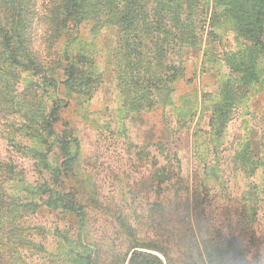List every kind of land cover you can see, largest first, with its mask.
Returning <instances> with one entry per match:
<instances>
[{
    "label": "trees",
    "instance_id": "16d2710c",
    "mask_svg": "<svg viewBox=\"0 0 264 264\" xmlns=\"http://www.w3.org/2000/svg\"><path fill=\"white\" fill-rule=\"evenodd\" d=\"M45 8L44 15L50 18L47 24L49 35L55 37L50 45L60 38L67 43L81 40L82 30L89 24L93 30L99 23L109 22L129 36L125 38V44L117 48L123 55L117 84L122 107L130 111H152L171 104L176 83L184 80V52L197 46L206 27L211 36H216L214 29L228 26L236 39L241 40V51L225 53L223 58L229 72L224 74L226 79L218 82L219 95L215 102L218 105H213L214 110L209 112L208 117L209 132L215 131L210 135H214L218 141L222 140V126L227 112H233L240 95L248 99L254 94L253 85L260 86L261 89L257 91L261 90L264 95V0H53ZM142 37L143 40H140ZM219 44H215L216 49ZM21 49L28 50L23 46ZM207 52L205 50L204 55H208ZM65 56L63 58L60 54L57 60L58 67L64 72L60 74L67 75L66 85L76 86L70 80H78L81 72L92 71L95 58L83 45L72 51L69 57L67 54ZM28 59L29 63L33 61ZM19 63L23 64L21 61ZM38 67H42V63ZM233 83L242 88L240 93H230ZM85 85L81 84V87ZM79 90L82 91L81 88ZM53 106L54 103L44 119L49 125L51 121L59 119L62 122L61 112L67 107L66 104L56 108ZM260 116L259 133L264 137V109ZM64 125L67 128H63V134L66 130H72L67 121ZM74 141L76 153L79 154V139ZM260 145L262 148L257 151L256 158L249 149L248 141L233 148L234 151L227 157L216 153L215 148L211 147L208 150L209 160L196 163V159H193L191 165L181 167L183 174L177 166L181 156L176 150L162 152L158 147L142 145L138 150L131 151L129 156L128 153L111 151L110 146H106V154L101 161L95 159L89 163L95 171L92 175L82 171V159L78 157L75 160L71 146H67L63 140L61 145L54 148L47 146L51 161L34 162L32 171L42 178L41 182H26L25 171L22 168L17 170L8 161L0 160V172L19 173L26 187L64 198L67 210L57 212L62 213L61 219L70 222L69 226L76 225L71 228L72 238L67 231L58 228L52 233L69 240L73 250L75 246L96 247L99 255L96 250L93 252L95 255L90 253L86 257L89 264H177V261L179 264H199L204 258L209 264H226L222 255L227 250L224 244L229 238L221 229L213 227V223L207 222L204 213L208 212L210 205L213 207L210 212L234 213L243 212L244 207L249 206L255 214L252 232L257 239L264 237V185L250 179L258 170L262 171L260 175L264 177V138ZM202 155L199 158H203ZM211 159L213 166L216 165L214 175L210 174L213 168L210 166ZM130 160L131 163H128ZM224 161L226 166L223 165ZM96 172H101L103 181L99 184L109 192H114L118 182H121L129 193L124 205L132 212H158L157 205L161 206L162 212H174L168 217L167 228L151 224L152 229L147 236L142 234L137 225L139 223H134L135 218L128 220V216L122 213L121 203L112 195L105 194L103 199L100 198ZM237 173L240 178L246 176L245 187L241 189L239 184L238 194L236 184H230L229 178ZM211 175L217 181L214 193H211L209 182ZM180 180L183 196L179 195L177 186ZM86 181H89V190L83 186ZM223 183H227L226 186ZM92 208L101 209L108 215L103 226V221L100 222L90 213ZM177 221L181 222L182 227ZM13 229L7 228L3 234L8 235H1L6 245ZM22 241L33 245L37 251L42 247L46 249L40 240L26 238ZM214 242L219 243L215 245ZM81 252L77 251L75 255L79 256ZM257 253L260 257L264 256L263 242L258 245ZM3 259L6 261V256L2 255L1 262Z\"/></svg>",
    "mask_w": 264,
    "mask_h": 264
},
{
    "label": "rangeland",
    "instance_id": "374dc122",
    "mask_svg": "<svg viewBox=\"0 0 264 264\" xmlns=\"http://www.w3.org/2000/svg\"><path fill=\"white\" fill-rule=\"evenodd\" d=\"M49 2L53 0H0V160L13 163L17 170L22 168L26 182L42 181L32 171L34 162L51 161L47 146L54 148L61 145L63 140L67 146H71L72 154L75 153L74 159H82V171L86 174H95L89 163L95 159L101 161V157L106 154V146H110L111 151L128 153L129 156L131 151L138 150L142 145L158 147L162 152L176 150L181 156L177 162L181 174L182 168L189 163L191 165L193 159H196V163L209 160L208 150L211 147L215 148L216 153L227 157L234 151L233 148L248 141L249 149L256 158L264 138L259 133L260 114L264 109V95L261 90L257 91L261 89L260 86H252L254 94L248 99L240 95L233 112L226 113L222 140L218 141L214 135H210L215 131L209 132V112L218 105V102L215 103L219 95L218 82L226 79L224 74L229 72L223 58L225 53L241 51V40L236 39L230 27L214 29L216 36H211L206 27L197 46L184 52V80L176 83L171 104L152 111H130L122 107L117 84L119 64L123 57L117 48L125 44V38L129 36L109 22V25L99 23L93 30L87 23L89 25L82 30V41L78 39L67 43L60 38L50 45L55 37L49 35L47 24L50 18L44 15ZM217 42L220 44L216 49ZM80 45L93 54L94 66L90 72H81L78 80H70L76 86L69 87L65 84L67 75L60 74L62 68L58 67L57 60L60 54L63 58L65 54L69 57ZM21 46L28 50H22ZM205 50L208 55H204ZM28 58L33 61L29 63ZM39 63H42V67H38ZM81 84L86 85L81 87ZM241 90L237 83H233L230 93L238 94ZM53 103V108L65 104L67 107L61 112L62 122L59 119L51 121L49 125L44 119L48 117ZM66 121L72 130H66L63 134V128H67L64 125ZM60 124L62 126H57ZM74 139H79L80 155L76 153ZM200 154H203V158H199ZM212 163L213 159L210 160ZM215 168L216 165L211 168L210 174L214 175ZM250 168L251 165L247 168V176ZM260 174L262 171L258 170L250 179L264 185V177ZM212 175L209 182L211 193H214L217 181ZM245 177L240 178L238 173L229 176L230 184H236L237 194L240 192L239 184L241 189L245 187ZM101 178V172H96L100 198L103 199L105 194L112 195L121 203L122 213L128 216V220L133 221L135 218L134 223H139L137 225L142 234L147 236L152 229L151 224L167 228L174 212H162L160 205L156 206L158 212H132L124 205L129 193L121 186V182H118L114 192H109L99 184L103 181ZM88 183L86 181L83 184L85 190L91 188ZM177 184L179 195L183 196L180 188L182 181ZM226 184L223 183V186ZM65 209L64 198L60 195L43 194L34 187H26L19 173L0 172V264H89L86 257L90 253L96 250L99 255L96 247L75 246L73 250L69 240L52 233L58 228L67 231L71 237V228L76 225L69 226L70 222L61 219L62 213L57 212ZM212 209L210 205L208 212L204 213L207 222L213 223V227L221 229L229 238L224 244L227 250L222 255L223 261L226 264H264V256L260 257L257 253V247L260 242L264 243V237L257 239L252 232L255 214L250 207H244L243 212L238 213L210 212ZM104 212L90 209L95 218L103 221L102 226L108 216ZM10 221L12 223L8 224ZM177 222L180 227L181 222ZM11 227L15 229L6 245L1 235H8L3 234V231ZM212 232H215L214 229ZM26 238L42 241L46 249L42 247L37 251L33 245L24 244L22 240ZM218 243L214 242L215 245ZM77 251H82L79 256L75 255ZM2 255L6 256V261L3 259L1 262ZM199 264L209 263L204 258Z\"/></svg>",
    "mask_w": 264,
    "mask_h": 264
}]
</instances>
